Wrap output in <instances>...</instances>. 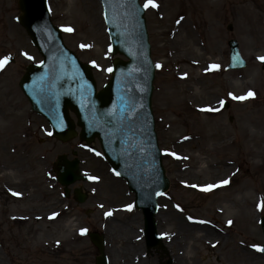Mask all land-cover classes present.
Wrapping results in <instances>:
<instances>
[{"label":"rangeland","instance_id":"374dc122","mask_svg":"<svg viewBox=\"0 0 264 264\" xmlns=\"http://www.w3.org/2000/svg\"><path fill=\"white\" fill-rule=\"evenodd\" d=\"M155 2L158 7L145 9V19L155 65V132L170 181L156 217L165 250L171 264H249L253 259L264 264L253 247L263 244L258 222L264 214V69L258 58L264 57V0ZM48 3L64 43L91 65L101 88L113 57L98 1ZM7 7L10 19L0 11V60L13 61L0 68V264H95L97 252L81 228L105 236L109 264H165V257L142 256L141 216L126 208L131 198L125 184L109 173L98 145L61 144L30 111L17 83L29 61L40 57L15 22L17 0ZM69 27L73 31H65ZM230 39L247 61L242 71H226ZM212 51L218 69L208 67L204 57ZM195 55L205 63L192 64ZM250 90L254 96L233 98ZM72 151L82 172L98 178L82 185L90 194L83 205L65 200L54 179L56 156ZM222 179L229 183L200 190ZM219 207L237 220L218 223ZM52 213L57 215L50 219ZM195 222L219 229L213 231L220 241L211 247L201 233L182 228ZM128 238L137 250L125 255Z\"/></svg>","mask_w":264,"mask_h":264},{"label":"water","instance_id":"95a60500","mask_svg":"<svg viewBox=\"0 0 264 264\" xmlns=\"http://www.w3.org/2000/svg\"><path fill=\"white\" fill-rule=\"evenodd\" d=\"M115 59L112 76L96 93L89 66L81 64L63 45L59 31L48 17L46 0H19L25 28L32 44L43 57L38 66H29L19 86L31 108L44 116L52 135L66 142L77 135L69 111L77 118L79 137L89 143L98 138L104 158L114 173L127 182L135 195L136 208L145 214L147 246L162 248L156 236L154 215L156 199L168 188L157 148L150 108L153 66L145 29L144 10L138 0H99ZM229 68H243L235 41H229ZM77 160L57 158V181L67 186L82 180ZM78 193V191H77ZM159 193V195H158ZM85 197L78 193L77 201ZM264 233V218L262 220ZM99 256L95 264H107L103 238L89 234ZM264 247V246H263ZM264 254V251H262Z\"/></svg>","mask_w":264,"mask_h":264},{"label":"bare ground","instance_id":"6f19581e","mask_svg":"<svg viewBox=\"0 0 264 264\" xmlns=\"http://www.w3.org/2000/svg\"><path fill=\"white\" fill-rule=\"evenodd\" d=\"M209 22V21H207ZM176 39V37L174 38ZM181 40V37H179V41ZM176 41L174 40L173 41V47H178L176 44H174ZM197 56V55H195ZM204 57H209L207 60V63H208V66H211L213 64H216L217 63V60H216V55H215V52L212 51L210 53H207V52H204ZM198 55L197 57H190V62L192 64H198L199 62V59L201 60V64H204L205 63V58ZM204 68H201V71L203 70ZM199 85V84H198ZM222 180H226V179H222ZM220 180V181H222ZM216 182L215 184L213 185H221L219 184V182ZM203 186H207V185H203ZM239 190V189H238ZM238 193H241L240 191H238ZM248 195V194H247ZM227 207V206H225ZM219 210H221V219L222 220H216L218 223H221L223 225H228V221L231 220L232 222L236 221V217H233V216H229L228 214H225V212L223 211V208H220L219 207ZM247 210L244 211V214H247ZM225 214V215H224ZM182 228H184L185 230H190L191 233L193 231H196L198 233H201V240L204 242V243H207L209 246L213 247L215 246L219 241H220V235H214V231L213 229L214 226L211 224V223H208V222H195V223H191L189 224V226H182ZM186 230V231H187ZM216 230V229H215ZM217 233H220L219 229L216 230ZM185 232V231H183ZM180 234V231H178L176 239H178V235ZM196 240V239H195ZM126 242H127V245L126 247L124 248V252H125V255H127L128 253L130 252H133V251H136L137 248L133 247V243L128 239H126ZM250 263L249 264H261V262L259 260H256V259H253V260H250L249 261Z\"/></svg>","mask_w":264,"mask_h":264},{"label":"snow or ice","instance_id":"6c2138e0","mask_svg":"<svg viewBox=\"0 0 264 264\" xmlns=\"http://www.w3.org/2000/svg\"><path fill=\"white\" fill-rule=\"evenodd\" d=\"M149 6H151L152 8H156V7H158V4L155 2V0H146V2H145V4H144V8L147 9ZM65 31L71 32V31H73V30L69 27V28H66ZM81 47L83 48V47H88V46H87V45H81ZM111 50H112V49H111V46H109V51H111ZM25 55H26V54H25ZM29 59H31V57H29ZM258 59H261L262 61H264V57H260V58H258ZM7 61H8V57H5L4 59L0 60V68H2V67L7 63ZM93 63H95V62H93ZM156 67H157V68H160L161 65H160V64H157ZM210 67H211V69H218L220 66H219V65H216V64H213V65H211ZM106 71H108V72H112L113 69H112V68H108V69H106ZM229 95H232V94L230 93ZM254 95H255V94L250 90V91L246 94V96H240V97H235V96H234L233 98H234V99L243 100V99H246V98H248V97H252V96H254ZM221 103H223V101H221ZM49 135H51V133H49ZM97 155H99V153H97ZM173 155H175V154H173ZM114 174H115V175H119V173H114ZM89 179H91V180H97L98 178L93 176V177H89ZM228 183H229L228 180H222V181L219 182V184H221V185H227ZM193 187H196V186L193 185ZM215 187H217V185L209 184V185L205 186L204 188H202V190H203V191H209V190H211V189H213V188H215ZM14 195H20V194H19V193H14ZM158 195H159V193H158ZM262 203H264V202H262ZM126 208H127L128 210H131V209L133 208V205L129 204V205L126 206ZM56 215H57V213H52V214L50 215V219H51V218H54ZM105 215L108 216V215H110V213H105ZM189 219H192V218L189 217ZM228 224L231 225V224H232V221L229 220V221H228ZM79 231H80V234H81V235H84V234L87 233L88 230L85 229V228H81ZM57 243H59V241H57ZM253 247L256 248L257 251H264V247H262V246H259V245H253Z\"/></svg>","mask_w":264,"mask_h":264}]
</instances>
